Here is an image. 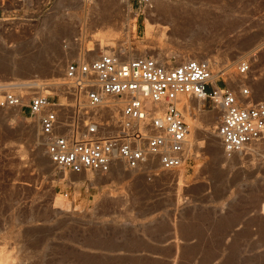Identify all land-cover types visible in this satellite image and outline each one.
<instances>
[{
	"label": "rangeland",
	"instance_id": "rangeland-1",
	"mask_svg": "<svg viewBox=\"0 0 264 264\" xmlns=\"http://www.w3.org/2000/svg\"><path fill=\"white\" fill-rule=\"evenodd\" d=\"M116 52L206 62L239 102L243 89L264 102V0H0V87L40 83L0 99L47 95L81 130L84 94L49 85L71 61ZM180 98L197 145L188 136L184 165L155 174L58 170L27 108L0 106V264H264V141L226 158L203 132L218 109Z\"/></svg>",
	"mask_w": 264,
	"mask_h": 264
},
{
	"label": "built area",
	"instance_id": "built-area-1",
	"mask_svg": "<svg viewBox=\"0 0 264 264\" xmlns=\"http://www.w3.org/2000/svg\"><path fill=\"white\" fill-rule=\"evenodd\" d=\"M239 71L247 72L248 65L241 64ZM212 76L208 64L195 59L170 65L150 56L101 53L93 60L71 61L64 69L66 93L85 97L81 130L69 115L60 118L68 106L44 94L34 93L26 104L22 94L6 92L0 106H19L22 112L27 108L36 118L47 156L58 170L105 174L121 163L144 173L172 172L187 160L189 127L177 106L179 95L208 100L218 109L215 132L226 155L264 141V102L241 103ZM241 94L248 100L247 89ZM116 100L122 106L111 117L104 111L115 109ZM151 162L155 167L148 171Z\"/></svg>",
	"mask_w": 264,
	"mask_h": 264
},
{
	"label": "bare ground",
	"instance_id": "bare-ground-1",
	"mask_svg": "<svg viewBox=\"0 0 264 264\" xmlns=\"http://www.w3.org/2000/svg\"><path fill=\"white\" fill-rule=\"evenodd\" d=\"M103 40H105V38H103L102 36H97L96 38H95V42H100V41H103ZM66 49V48H65ZM64 48L62 49V51L64 52V53H67L66 52V50H65ZM61 52V51H60ZM81 53V52H80ZM65 58H66V56H65ZM64 58V59H65ZM80 61V60H79ZM52 66V65H51ZM56 66V65H55ZM66 66V65H65ZM58 70V69H57ZM54 71V70H53ZM56 72V71H55ZM61 72V71H60ZM60 72H56L55 73V75H56V78H54V80H53V82L49 85V87L52 89V88H54V89H60L63 85H65V86H67L65 83H66V81L64 80L65 78L63 77L64 76V73L62 74V73H60ZM63 75V76H62ZM213 77V79H214V76H212ZM232 78V77H231ZM233 80V79H232ZM47 83V82H46ZM34 85V88L35 89H39V86H40V83H37V81H36V83L34 82H23V83H14V84H7V85H4V86H2L3 88H1L0 87V91L2 90V89H4V88H6L7 89V87H12V88H18V89H25V90H27L30 86H33ZM47 87H48V85H47ZM44 88V87H43ZM54 89H52V90H54ZM8 90V89H7ZM15 93H17V92H15ZM38 93V92H37ZM20 94V93H19ZM180 96L181 95H179L178 96V98H177V102H179L180 100H179V98H180ZM2 98V97H1ZM196 98H198V97H196ZM194 99V101H195V103H196V105L198 106V107H200L203 103H202V101H201V99L202 98H199V99ZM181 99V98H180ZM183 99V98H182ZM189 101V100H188ZM247 102H250V100H247ZM246 102V103H247ZM24 103V102H23ZM148 104H150V102H148ZM113 105H116L115 103L113 104ZM121 105H122V103H121ZM117 106V105H116ZM187 106V105H186ZM19 106H17V108H18ZM11 108H14V107H11ZM7 109H9V108H7ZM201 110V109H200ZM112 112H114V108H113V110H111ZM186 111L187 110H185V114H187L186 113ZM204 111V110H203ZM108 112H110V111H108ZM112 115H113V117H116V115L115 114H113V113H111ZM203 114V113H202ZM205 114H208L206 111H205V113L203 114V115H205ZM211 115V114H210ZM210 115H206L207 117H209ZM213 116H215L214 115V113H213ZM210 118H212V117H210ZM214 118V117H213ZM189 121V120H188ZM38 125V124H37ZM191 125H192V128L190 129V132H188V135H187V142H186V150H187V147H188V136L191 138V140H192V142H191V144H190V146H192V147H194L195 145H197V138H196V134H197V124L195 123V121L193 120V121H191L190 122V127H191ZM37 129H39V127L37 128ZM39 131V130H38ZM72 132H74V129L72 130ZM39 136L41 137V135H40V131H39ZM216 138L217 137H214L213 135H211V141L213 142V144L215 145L216 144ZM41 139H42V141L44 142V140H43V138L41 137ZM220 139V138H219ZM220 141V140H219ZM253 143H256V142H252V143H249V144H246V145H244L243 147H242V149L241 150H239V151H237V152H234V153H232L231 155H226L224 152H223V154H224V156L226 157V158H231L232 156H234L235 154H243V152H246L247 150L248 151H250V150H252L251 148L249 149L248 148V146H250L251 144H253ZM212 144V145H213ZM221 145H222V143H221ZM216 146V145H215ZM193 149V148H192ZM217 150V149H216ZM188 152V151H187ZM47 154V153H46ZM236 158V157H235ZM240 159V158H239ZM228 163V162H227ZM115 164H121V163H115ZM122 165V164H121ZM123 166V165H122ZM116 167V166H115ZM114 167V168H115ZM155 167V164H154V162H151L149 165H147L146 166V170H148V171H150V170H152L153 168ZM62 170H64V169H62ZM121 170V169H120ZM130 170V169H129ZM66 171H68V170H66ZM135 171V170H134ZM155 171V170H154ZM69 172H71V171H69ZM84 172H86V171H84ZM92 172V171H91ZM111 172V171H110ZM83 173V172H82ZM86 173H88V172H86ZM179 173V172H178ZM153 174H155V173H153ZM180 174V173H179ZM65 175H67V174H62L61 176H63V177H65ZM85 178H87L88 180H91L92 178H91V176L88 174V175H85L84 176ZM67 178V177H66Z\"/></svg>",
	"mask_w": 264,
	"mask_h": 264
},
{
	"label": "crops",
	"instance_id": "crops-1",
	"mask_svg": "<svg viewBox=\"0 0 264 264\" xmlns=\"http://www.w3.org/2000/svg\"><path fill=\"white\" fill-rule=\"evenodd\" d=\"M218 85H220L219 83H217ZM215 125L213 123V125H211L210 127H207L208 130H203V132L206 134V136L210 139L211 138V135H213L214 137H217L218 138V135L215 133ZM200 130V129H199ZM189 132H190V129H189ZM197 138V136H196ZM221 150H222V147H221ZM246 154V152H244ZM236 155V154H235ZM234 155V156H235ZM222 157H223V154H222Z\"/></svg>",
	"mask_w": 264,
	"mask_h": 264
}]
</instances>
